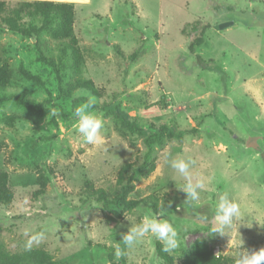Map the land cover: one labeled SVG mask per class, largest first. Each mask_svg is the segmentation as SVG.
I'll return each instance as SVG.
<instances>
[{"label":"rangeland","instance_id":"obj_1","mask_svg":"<svg viewBox=\"0 0 264 264\" xmlns=\"http://www.w3.org/2000/svg\"><path fill=\"white\" fill-rule=\"evenodd\" d=\"M33 1L74 6L82 61L76 71L53 31L41 32L40 47L60 68L66 96L37 41L0 27V67L9 70L6 95H25L43 107L39 113L0 99V173L8 175L13 193L11 204H0L5 250L45 251L56 264H168L151 234L132 249L120 241L145 213L161 207L181 237L179 249L166 253L173 264H184L199 241L215 256L234 259L231 238L241 237L249 250L264 248V0H7L9 7ZM33 22L41 25L39 14ZM227 23L233 25L220 28ZM196 25L205 29L197 54L214 60L225 82L201 69L190 53ZM78 81L92 82L93 89ZM90 98L104 123L102 140L94 145L74 127L75 108ZM104 105L118 107L143 131L130 133ZM53 110L59 115L52 116ZM162 125L186 134L155 147L156 168L148 176L123 172L143 164L145 139ZM250 138L257 148L247 146ZM189 157L195 161L193 182L203 179L206 185L197 202H186V178L171 167L172 160ZM124 187L126 200L142 201L140 206L120 203ZM100 190L108 205L93 195ZM225 193L243 215L221 235L212 229L220 227L215 207ZM39 232L44 239L29 247Z\"/></svg>","mask_w":264,"mask_h":264},{"label":"trees","instance_id":"obj_2","mask_svg":"<svg viewBox=\"0 0 264 264\" xmlns=\"http://www.w3.org/2000/svg\"><path fill=\"white\" fill-rule=\"evenodd\" d=\"M36 14L41 17V25L34 24V18ZM33 19L28 24L24 22V19ZM75 22V8L72 4L56 3L51 1H33V2H19L18 6L9 7L7 0H0V27L9 29L10 31L19 33L23 37L34 38L37 41V48L40 52V56L44 62L51 65L56 78L59 82L60 89L64 95L68 96L70 91L63 86L64 78L61 74V70L58 65L51 59L47 58L39 44V37L42 31H53V38L60 42V50L63 55L69 56L73 62V68L78 71L80 63L82 61L81 52L78 46V40L74 33ZM27 26H26V25ZM196 33H198V39L193 40L190 43L189 51L195 55L197 65L206 71L215 72L221 75L222 80L225 82L223 69L218 66L214 60L206 61L200 54H197L196 47L201 42L200 39L204 35V30L196 25L193 27ZM135 52L131 55V59H135ZM119 54L123 53L119 50ZM9 84V70L8 66L4 65L0 67V99L15 100L19 103L25 104L31 110L35 112H43V107L33 104L25 95L21 96H7L5 89ZM77 85L83 89L92 90L93 83L90 81H78ZM104 109L114 115V117L121 123V125L127 129L130 133H141L143 129L141 126L133 120H130L118 107L114 105H104ZM149 136L145 139L146 153L144 155V162L140 167L133 168L129 166L123 170L125 173H130L133 169L141 171L144 175L148 176L155 168V147L162 146L165 140H181L186 134L184 131L175 132L173 129L166 125H162L155 130H150ZM198 129L191 130L192 133H197ZM1 149V147H0ZM40 182L43 188L46 186V180L44 176L40 177ZM128 190L124 187V195L120 199L122 205H129L133 207L140 206L142 201L126 200ZM93 195L97 197L99 201H102L105 205L110 203L108 196L102 190L94 191ZM13 200V193L8 188V175L6 173H0V204L9 205ZM151 204L156 211L157 200H151ZM157 250L161 257L168 263L173 264V258L168 256L166 252L162 250L160 244H157ZM113 259V256L110 255ZM234 258L226 256H215L211 252L204 241L196 242L190 253L185 257L184 264H235ZM0 264H56L51 256L45 251L41 250H27L23 253L12 255L5 250L3 244L0 243Z\"/></svg>","mask_w":264,"mask_h":264},{"label":"clouds","instance_id":"obj_3","mask_svg":"<svg viewBox=\"0 0 264 264\" xmlns=\"http://www.w3.org/2000/svg\"><path fill=\"white\" fill-rule=\"evenodd\" d=\"M94 103L95 98H90L77 106L74 111V116L76 118L74 127L76 131L84 137L86 143L93 145L101 142L102 130L104 129L103 119L93 111ZM51 115L58 116L59 112L53 110ZM193 164H195V161L191 157L187 160L180 158L171 161V167L186 178L187 182L181 188L187 194L186 202H197L200 199L201 192L206 189L203 179H197L193 182L189 171ZM166 214L167 209L164 207H161L156 214L145 213L138 224L132 225L126 233L122 234V239L120 241L124 247L126 249H132L144 237L151 234L162 243V250L164 252L171 254L177 251L181 245L180 233L174 226V223L164 218ZM215 215L220 227L213 228L212 231L213 233H220L223 235L225 233L224 229H232L235 222L241 220L243 214L239 202L230 199L229 195L225 193L219 198V202L215 207ZM253 221L256 220H252L251 226ZM246 225L248 226V224ZM44 235V232H39L31 237L29 240V247L32 241H42ZM243 245L244 241L241 237L236 241H233L231 238L229 242V247H235L238 251V258L235 260V264H264V248H260L258 251L249 250L244 248ZM121 254L122 249L120 245L117 244L115 246V255L116 257H120Z\"/></svg>","mask_w":264,"mask_h":264},{"label":"water","instance_id":"obj_4","mask_svg":"<svg viewBox=\"0 0 264 264\" xmlns=\"http://www.w3.org/2000/svg\"><path fill=\"white\" fill-rule=\"evenodd\" d=\"M231 25H233V23H227V24L222 25L220 28L224 29V28L229 27ZM247 146H252L253 148H257L258 145H257V142H256V138L248 139L247 140Z\"/></svg>","mask_w":264,"mask_h":264}]
</instances>
